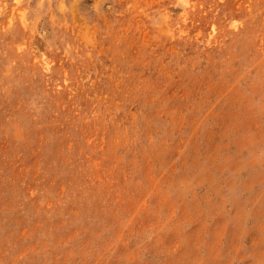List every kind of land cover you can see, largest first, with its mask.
I'll list each match as a JSON object with an SVG mask.
<instances>
[{
  "label": "rangeland",
  "instance_id": "374dc122",
  "mask_svg": "<svg viewBox=\"0 0 264 264\" xmlns=\"http://www.w3.org/2000/svg\"><path fill=\"white\" fill-rule=\"evenodd\" d=\"M0 264H264V0H0Z\"/></svg>",
  "mask_w": 264,
  "mask_h": 264
}]
</instances>
